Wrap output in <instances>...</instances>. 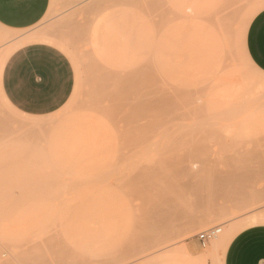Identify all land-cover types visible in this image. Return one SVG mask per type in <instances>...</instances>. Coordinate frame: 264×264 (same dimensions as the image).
Returning <instances> with one entry per match:
<instances>
[{"label":"rangeland","instance_id":"374dc122","mask_svg":"<svg viewBox=\"0 0 264 264\" xmlns=\"http://www.w3.org/2000/svg\"><path fill=\"white\" fill-rule=\"evenodd\" d=\"M263 7L53 0L39 24L2 37L0 66L23 44L45 42L69 56L76 84L48 115L2 106L0 264H224L235 233L264 223V73L245 49ZM148 64L152 88H180L183 98L158 93L134 110L133 85L118 97L123 75ZM191 160L203 175L185 184L175 170ZM226 163L253 175L223 188L211 171ZM215 226L222 231L204 244L199 233Z\"/></svg>","mask_w":264,"mask_h":264},{"label":"crops","instance_id":"0c3cea01","mask_svg":"<svg viewBox=\"0 0 264 264\" xmlns=\"http://www.w3.org/2000/svg\"><path fill=\"white\" fill-rule=\"evenodd\" d=\"M53 0H0V40L11 32L39 24ZM250 62L264 73V7L251 19L245 34ZM76 74L69 56L55 45L27 43L13 50L0 66V115L7 105L30 116H44L71 98ZM230 235L222 241L228 240ZM191 251L195 244L187 241ZM224 264H264V223L239 230L227 244Z\"/></svg>","mask_w":264,"mask_h":264},{"label":"bare ground","instance_id":"6f19581e","mask_svg":"<svg viewBox=\"0 0 264 264\" xmlns=\"http://www.w3.org/2000/svg\"><path fill=\"white\" fill-rule=\"evenodd\" d=\"M217 16V15H216ZM218 21V20H217ZM213 33V32H212ZM211 34V33H210ZM212 35V34H211ZM213 36V35H212ZM211 36V37H212ZM214 36L216 37L217 36V34L215 35L214 34ZM214 37V38H215ZM212 39H213V37H212ZM187 41V40H186ZM209 41H211L210 39H209ZM212 42V41H211ZM187 56V55H186ZM147 67H148V69H146V70H144L145 72H142V73H138V72H133V73H131V75L130 74H127L126 76L125 75H123V77H122V79L121 80H119L120 79V77H119V79H117V80H119L120 81V83H119V86H118V88H117V92H115V93H117V94H119L118 95V97L121 95L122 97H126V99H128V97H127V95H128V90H129V88L131 87V85H133V89L135 90V94H136V97H134V98H132L133 100L132 101H130V103H131V105H132V108L135 110V109H139V108H141V107H143V105L144 104H146L147 102H150L149 104H152L153 102H154V100H156L155 98V95H157L158 93L160 94V96L159 95H157L158 96V98L160 99V100H162V99H164V100H167L168 101V99L169 98H171L170 97V94H174L175 95V99L176 98H180L181 97V92H180V95H178L177 93H178V89H180V88H178V89H174L173 87H171V88H166V87H164V89H160V87H162L161 85H158V86H160V87H158L159 89H156V88H152V85L154 84V81L156 80V78L157 77H155L154 78V75L152 76V73H148V70H149V67H150V69H152L151 68V65L150 64H148L147 65ZM140 74H141V76H144V75H146L147 77L146 78H148L145 82H147V84H145V86L146 87H148L146 90H144V85H143V83H145V82H142V81H138L139 80V78H141V76H140ZM153 74H154V72H153ZM155 76H157L156 74H155ZM143 78V77H142ZM134 79H135V81H134ZM155 79V80H154ZM157 81V80H156ZM133 82V83H132ZM135 83V84H134ZM145 87V88H146ZM173 88V89H172ZM165 89H167L166 91H165ZM170 89V90H169ZM181 90V89H180ZM179 90V91H180ZM185 90V89H184ZM187 90H185L184 92L187 94L188 92H186ZM194 93V92H193ZM190 94V93H189ZM174 95H171L172 96V98H173V96ZM178 97H177V96ZM188 95V94H187ZM117 96V95H116ZM120 96V97H121ZM182 96H183V94H182ZM118 97H116V98H118ZM155 97V98H154ZM157 98V99H158ZM171 98V100H173ZM181 98H183V97H181ZM174 99V100H175ZM159 100V101H160ZM170 100V99H169ZM170 100V101H171ZM177 100V99H176ZM158 101V102H159ZM192 101H193V99H192ZM195 101V100H194ZM152 102V103H151ZM157 102V103H158ZM127 104L129 103V102H126ZM160 103V102H159ZM158 103V104H159ZM148 104V103H147ZM154 104H156V101L154 102ZM186 105V104H185ZM153 106H155L156 107V105H152V107ZM181 106V105H180ZM193 107H195V106H193ZM109 108V107H108ZM114 108V107H113ZM146 108H147V106H146ZM162 108V107H161ZM179 108V107H178ZM152 109V108H151ZM156 109V108H155ZM170 109V108H169ZM193 109V108H192ZM114 110V109H113ZM161 110V109H160ZM159 110V111H160ZM195 110H196V108H195ZM105 113L106 114H108V109H106L105 108ZM110 111H112V109L110 110ZM109 111V112H110ZM146 111H148L147 109H146ZM166 111V110H165ZM174 111V110H173ZM113 113V112H112ZM148 113V112H147ZM166 113V112H165ZM112 116H113V114H111ZM110 115V116H111ZM143 116L142 117V120L143 119H145L146 117H144V112L142 113V114H140V116ZM109 116V117H110ZM149 116V115H148ZM109 117H108V119H109ZM115 117V116H114ZM127 119H128V117H127V115L125 116ZM112 118V117H111ZM122 118V117H121ZM120 118V119H121ZM170 118V117H169ZM113 119V118H112ZM141 119V118H140ZM113 120H115V119H113ZM122 121H124L123 120V118L121 119ZM110 121V120H109ZM112 121V120H111ZM110 121V122H111ZM139 121V120H138ZM141 121V120H140ZM166 121V120H165ZM149 122H152L153 123V121L150 119V120H147V122L146 123H149ZM112 123V122H111ZM125 123V122H124ZM123 123V124H124ZM145 123V124H146ZM174 123V122H173ZM181 123V122H180ZM140 124H141V122H140ZM139 123H138V126L139 127H141V126H144L143 124H141L140 125ZM154 124V123H153ZM151 124L149 123V126H150ZM175 125V124H174ZM174 125H173V127H174ZM117 125L115 124L114 125V127H116ZM119 126V125H118ZM118 126H117V130H116V132L118 131ZM121 126V125H120ZM119 126V127H120ZM146 126H147V124H146ZM149 126H147V127H149ZM153 126V125H152ZM155 127V126H154ZM124 128V127H123ZM116 129V128H115ZM142 129H145V127L144 128H142ZM147 129V128H146ZM149 129H151V128H149ZM164 129V128H163ZM120 130V129H119ZM127 130V129H126ZM148 130V129H147ZM120 132V131H119ZM120 134H122V133H120ZM122 137V136H121ZM122 140H123V138H122ZM198 141V140H197ZM199 141L201 142V143H199V142H197V145H196V147L198 146V145H205V142L204 143H202V140H200L199 139ZM199 143V144H198ZM187 145V144H186ZM203 146H202V148H203ZM186 147V146H185ZM199 147V146H198ZM200 148V147H199ZM182 156V155H181ZM187 166V167H186ZM178 167V166H177ZM177 173L178 172H180L182 175H184V176H186L187 177V181L185 182V184H189L193 179H198L200 176H202L201 175V172L203 171V168L201 167V166H199V163L197 162V161H193V160H191V161H188L187 162V165H183V167H179V168H177V170H175ZM212 173H211V177H212V179H214V180H218V183H222L221 185L223 186V188H226V186L229 184V183H231V182H235V181H238V180H240V179H242L244 176H246V175H248L249 174V176H252L253 174H250L251 173V169L250 170H246V171H242L237 165H234V164H231V163H226V165L225 166H223V167H217V168H214L212 171H211ZM176 174V173H175ZM181 174H178V176L180 175L181 176ZM172 175V174H171ZM183 176V177H184ZM182 177V176H181ZM240 185V184H239ZM239 185H237L238 187H239ZM221 192H223V193H226V190H224V191H221ZM238 203V202H237ZM241 203V202H240ZM239 203V204H240ZM245 204V202L244 201H242V203L241 204ZM241 204H240V206H241ZM236 205V204H235ZM234 206V205H233ZM237 206V205H236ZM243 206V205H242ZM260 216H262V215H259V217ZM259 217H258V220H259ZM263 217V216H262ZM251 218H253V217H251ZM255 219H256V217H254ZM261 219H263V218H261ZM260 219V220H261ZM252 220V219H251ZM247 222H248V220H247ZM221 231H222V229H221ZM179 234V233H178ZM178 234L176 235L177 237H178ZM173 237V236H172Z\"/></svg>","mask_w":264,"mask_h":264},{"label":"built area","instance_id":"2783aa9c","mask_svg":"<svg viewBox=\"0 0 264 264\" xmlns=\"http://www.w3.org/2000/svg\"><path fill=\"white\" fill-rule=\"evenodd\" d=\"M221 229L220 226L209 228L200 232L198 237L205 244L206 242H210L213 238H216L221 232Z\"/></svg>","mask_w":264,"mask_h":264}]
</instances>
